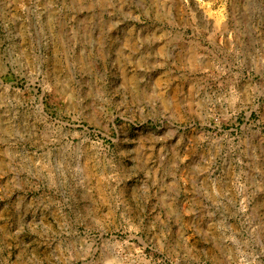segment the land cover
<instances>
[{
    "label": "rangeland",
    "instance_id": "rangeland-1",
    "mask_svg": "<svg viewBox=\"0 0 264 264\" xmlns=\"http://www.w3.org/2000/svg\"><path fill=\"white\" fill-rule=\"evenodd\" d=\"M0 264H264V0H0Z\"/></svg>",
    "mask_w": 264,
    "mask_h": 264
}]
</instances>
